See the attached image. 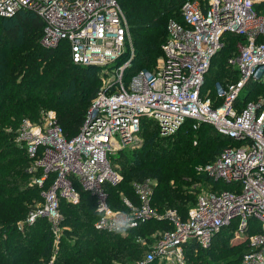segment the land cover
I'll return each mask as SVG.
<instances>
[{"label":"built area","instance_id":"built-area-1","mask_svg":"<svg viewBox=\"0 0 264 264\" xmlns=\"http://www.w3.org/2000/svg\"><path fill=\"white\" fill-rule=\"evenodd\" d=\"M262 5L264 0H186L180 8L182 23L167 22L156 66L134 72L125 83L134 54L129 25L116 0H0L1 18L19 12L38 16L43 24L41 46L54 49L64 43L74 65L106 68L129 53L114 78L97 91L75 136L64 135L53 111L37 121L20 122L14 141L29 160L30 185L45 189L42 204L18 229L45 219L58 244L65 229L61 201L77 205L80 192H85L95 199L93 226L98 231L115 233L110 226L120 213L135 224L128 230L153 220L171 225L135 264H188L186 251L208 250L226 229L247 244L238 264H264V98L239 104L249 82L264 84ZM225 34L242 38L227 61L237 71V80L215 83L212 99L209 90L204 93L205 77ZM143 119L156 123L162 137L191 121L195 129L206 124L230 140L232 145L197 172L231 190L199 194L184 219L151 207L156 185L152 180L132 184L135 203L122 198V209L111 207L107 190L122 181L112 155L133 142ZM102 203L106 210L98 213ZM254 221L259 223L256 231L251 230ZM55 248L45 264H54Z\"/></svg>","mask_w":264,"mask_h":264},{"label":"trees","instance_id":"trees-1","mask_svg":"<svg viewBox=\"0 0 264 264\" xmlns=\"http://www.w3.org/2000/svg\"><path fill=\"white\" fill-rule=\"evenodd\" d=\"M116 1L127 19L137 49L125 74L134 65L141 67L139 70H153V63L158 55L161 56V46L167 38V22L173 19L182 23L180 8L186 0ZM178 5L179 13L171 16ZM42 33V21L33 13L19 12L11 18L0 17V264H45L53 254V236L45 219H38L33 225L18 229V222L28 212V203L32 198L29 196L33 192L41 193L45 188L30 185L31 175L27 172L29 160L25 151L15 144L16 129L22 119H35L42 110L53 109L64 135L73 137L78 133L97 93L95 79L89 80L86 79L89 77L72 73L84 70L91 76L89 72L93 68L74 65L65 44L54 49L43 48L40 44ZM239 43L242 44V38L237 35L223 36V47L212 60L209 72L213 69L214 77L223 76L225 80L217 79L215 83L226 84L237 80L234 68L231 67L232 71L228 72L227 61L235 55L233 50ZM226 52H232V55L224 60L220 56ZM125 54L120 62L128 57L129 53ZM215 60L219 61L213 68ZM209 72L205 77L204 93L209 90V97L213 99L214 90L210 89L207 81ZM261 87L264 84L249 82L245 91H256ZM248 101H254V98H241L239 104ZM86 104H89L88 108ZM152 122L142 120L137 134L142 142L133 150V157L119 152L112 163L120 171L128 199L136 202L133 183L155 181L151 205L154 203L160 209L175 208L183 213L179 216L184 219L189 211L188 197L182 193L180 196L175 188L187 185L186 180L195 178L194 167L199 159L208 163L213 161L232 142L209 125L201 124L194 129L191 121H186L175 134L162 137L156 123L153 122L154 126ZM200 175H197L199 179L209 181ZM121 183L107 190L109 204L113 208L112 200L117 197L112 192ZM60 212L63 217L61 227L65 229L54 264H135L148 253L133 237L121 238L117 233L96 230L93 226L96 218L95 199L88 193L80 192V203L77 205L61 201ZM43 222L45 226L42 228ZM149 224L158 228L162 226V231L171 229L166 221H150L136 228L139 236L154 232L147 226ZM222 234L223 231L216 237ZM219 239L213 250L210 247L195 254L192 250L186 251L188 264H210V258L218 262L222 256H233L235 250H241L237 259L230 258L225 263L238 264L239 258L247 250V244L239 248L229 244L223 236Z\"/></svg>","mask_w":264,"mask_h":264},{"label":"rangeland","instance_id":"rangeland-1","mask_svg":"<svg viewBox=\"0 0 264 264\" xmlns=\"http://www.w3.org/2000/svg\"><path fill=\"white\" fill-rule=\"evenodd\" d=\"M193 1H199V0H193ZM179 8H180V5H178L175 10L173 11V13H171V16L172 15H177L179 13ZM170 15H168L169 17ZM164 20H165V17H164ZM163 22V21H162ZM130 30V29H129ZM130 41H131V46H132V52L133 54H135L136 52V46H135V43H134V40L132 41V37H131V34H130ZM60 45H64V43H61ZM127 50H129V48H127ZM135 50V51H134ZM234 52H237V48H234L233 50ZM126 55V54H125ZM230 55H232V52L228 53H224L222 56H220L221 58H223L224 60L229 57ZM160 59L159 55L156 57L153 65L157 64L158 60ZM219 60H215L214 63H213V68H215L217 65H218V62ZM121 63L120 60L118 62H116L114 65L112 66H109V67H106V68H97V67H88V68H93L91 69V71L89 72L91 74L88 75L87 72H85L84 70L82 71H72L73 74H76L78 75L79 77L83 76V77H89V78H86V79H95L96 80V85H95V90L96 92L103 86V83H106L110 80H112L114 78V71L121 66ZM139 69H141V67L139 66H136L134 65L129 71L126 72V74L124 75V82L125 83H128L130 78H131V75L136 72V71H139ZM229 69V70H228ZM228 72H231L232 71V68L231 66H228ZM231 70V71H230ZM215 76V72L214 70L212 69L208 76H207V81H208V86H211L210 89L213 90L214 88V83L215 81L218 80H225L223 78V76H219V77H214ZM256 90V89H255ZM214 92V91H213ZM251 92V93H249ZM259 97H262L264 98V87H261V88H257L256 91H244L243 94H242V98H254L257 99ZM89 104H86V108H88ZM48 111H53L55 112V110L53 109H46V110H42L38 117H34L35 119L33 118H30L34 121H37L39 120L45 113H47ZM56 114V117H57V113L55 112ZM150 123V122H149ZM153 123V122H152ZM153 125L155 126V124L153 123ZM195 129V128H194ZM142 141L141 139L136 136V138L133 140V142H131L128 146H125L123 149L121 150H118L117 152H115L113 155H112V158H111V161L113 162V160L120 154L119 152H122V153H125L127 154L128 156H130L131 158L133 157V150L138 146V144H140ZM132 150V151H130ZM207 161L206 160H203V159H199L196 163L197 165L194 167V172L196 173L195 175V178H192V179H188L186 180V182L188 183L187 185H183L182 187H177L175 189H177L179 191V195L182 196H186L188 197V201H187V210H189L190 208H192L195 203H196V200H197V196L199 194H202L203 192H206V191H219V190H231V187H229L228 185H226L224 182H219V183H216V182H213L211 180H207L206 182L203 180V179H199L197 175L198 172H197V168L200 167V166H203L206 163ZM117 167V166H116ZM118 168V167H117ZM120 170V169H119ZM120 172V171H119ZM202 176V175H200ZM121 185L118 189L114 190L112 192L113 195H115V197H117L116 200H112L113 205L115 206L116 209H122L121 207V199L122 198H127L126 197V191H125V187H124V180L121 181ZM49 183V182H48ZM47 183V184H48ZM156 186V185H155ZM182 193V194H181ZM39 194V196H38ZM32 193L29 197H32L31 198V202L28 203V212L26 213V216L24 219L20 220L18 223L20 225H22L26 219L29 217L30 213L39 205L42 204L43 202V198H42V195L41 193ZM114 197V198H115ZM152 208H154L159 214H162V213H165L167 211H174L176 212L178 215H182L183 213L182 212H177V209H170V208H166V207H163L160 209V206H155V204L153 203V205H151ZM154 221V220H153ZM46 222V221H44ZM42 223L41 227L43 228L45 226V223ZM48 223V222H46ZM18 224V225H19ZM251 230L252 231H256L258 228H259V223L257 221H254V223H251ZM149 227H151L153 229V233L152 234H149L147 236H139V230L135 229V230H131V231H127V234L125 236H121V238H127V237H133L134 240H136L137 243H140L141 246H143L144 248H146V250L148 251L149 248L155 243V240L157 238V236L159 235V233L162 232V226L160 228L158 227H153L154 224H149L147 225ZM232 230H226V231H223V234L221 236H223L224 238H226V240L229 242V244H234L235 247H239V248H242L244 247L245 245V242H241L239 243L237 240H235V236H233L232 234ZM136 233V234H135ZM220 236V237H221ZM228 236V237H227ZM220 237H216L213 242H212V245L210 246L211 247V250L214 249V246L216 244V242L220 241ZM53 240V239H52ZM147 240V241H146ZM55 241L53 240L52 241V247L53 246H56L55 248V254L57 255L58 253V249H59V243H54ZM60 242V240H59ZM236 249V248H235ZM234 249V250H235ZM146 251V252H147ZM196 253V252H195ZM233 256L232 255H229L226 257V256H222L218 262H216L215 260H209L210 264H225L227 261H229L230 258L232 259H237L239 257V255L241 254V250H235L233 252ZM55 262V261H54ZM114 264H119V263H114Z\"/></svg>","mask_w":264,"mask_h":264},{"label":"clouds","instance_id":"clouds-1","mask_svg":"<svg viewBox=\"0 0 264 264\" xmlns=\"http://www.w3.org/2000/svg\"><path fill=\"white\" fill-rule=\"evenodd\" d=\"M105 210L106 205H104L103 203L97 208L98 213L105 212ZM131 227H135V224L131 220V218L125 213H120L119 215L112 218L110 229L120 236H125L128 229Z\"/></svg>","mask_w":264,"mask_h":264}]
</instances>
